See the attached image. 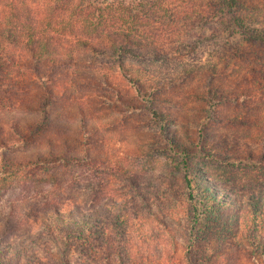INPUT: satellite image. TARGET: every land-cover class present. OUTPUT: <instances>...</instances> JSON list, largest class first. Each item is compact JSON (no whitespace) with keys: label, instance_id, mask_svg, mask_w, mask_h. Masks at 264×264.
Instances as JSON below:
<instances>
[{"label":"rangeland","instance_id":"rangeland-1","mask_svg":"<svg viewBox=\"0 0 264 264\" xmlns=\"http://www.w3.org/2000/svg\"><path fill=\"white\" fill-rule=\"evenodd\" d=\"M12 1L0 3L7 29L60 49L42 66L52 83L0 113V169H19L0 176V264H264V229L241 216L264 188V48L232 56L229 32L182 5V21L158 34L162 52L142 39L121 70L107 42H93L96 55L49 23L52 0H25L16 19ZM5 53L30 63L18 46ZM52 159L50 171L17 165Z\"/></svg>","mask_w":264,"mask_h":264},{"label":"trees","instance_id":"trees-1","mask_svg":"<svg viewBox=\"0 0 264 264\" xmlns=\"http://www.w3.org/2000/svg\"><path fill=\"white\" fill-rule=\"evenodd\" d=\"M3 1L6 0H0V3H3ZM15 1H17V5L12 1L8 11L11 17L16 19L18 16L13 12L18 10L19 6H24L25 0ZM181 1L182 3L172 6L169 0H52V5L49 7L50 17L47 18L49 23L57 21L65 25L63 30L66 28L65 31L68 34L76 37H74L77 43L75 45L89 48L96 55L101 54L102 51L97 49L93 42H107L112 56L118 60L119 69L121 70H124L123 58L128 55L133 56L132 54L136 50L134 47L140 46L142 39H149L150 42L155 43V48L162 52V49L157 44L159 39H161V35L158 34H161L163 30L169 31L176 28L177 21H182L179 18L180 14L174 13L182 5L188 6V9H186L188 12L183 14L185 17L195 15L204 23L214 19L215 25L229 32L233 38L232 52H230L232 56L241 57L246 51L243 49L244 45H257L264 48V12L259 9L261 5H256L253 0ZM170 12H173V14L168 16ZM67 14H69L67 17H63ZM165 16H168L167 20ZM6 24L8 23L0 21V113L13 112L26 106L28 103L25 101L26 96L22 95V92L28 93L31 87L48 86L52 83L50 80L53 79L48 74L53 69H43L42 66L46 62L58 63L53 60L55 58L52 55L60 49V39L47 35H38L33 32L25 40H22L18 34L13 33L11 29H7L8 26ZM75 26L80 28L79 34H75ZM167 35L166 40H169L172 36ZM6 45L20 47L28 55L30 63L18 62L14 57L6 54ZM209 69L215 70L216 67L212 64ZM134 88L138 93L141 92L138 84L136 85L135 83ZM211 95L212 92L211 94L209 93L208 101L212 100L213 97ZM49 104L48 100H44L42 103L43 112L49 107ZM28 110H32L31 107H28ZM46 120L51 124V118L48 115H46ZM36 125L29 129L28 133L30 135L34 134ZM17 136L23 139L19 133ZM4 149L8 150V148ZM55 159H52L53 161L39 160L32 163L25 160L24 163L17 165L23 168L32 165V167H37L38 170L50 171L58 162L54 161ZM59 160L62 164L64 162L65 165L69 166L78 161L66 157H62ZM22 164H25V166H22ZM10 167V164L4 163L0 169V176H7L19 170L14 169L11 171ZM18 172L16 171V173ZM202 180L210 191L213 188L216 189L209 180ZM187 182L191 188V180L187 179ZM59 194L70 203H78V200L73 201L75 200L73 198L76 197L70 196L63 191H59ZM234 194L236 196L239 195L237 193ZM217 200L216 196H212L209 202L217 203ZM222 202L225 201L223 200ZM247 207L248 209L241 213L242 222L245 223L244 226L253 229H264L263 187L251 193L247 201ZM53 219L56 222H63L59 212L55 213ZM78 236L80 234L76 238Z\"/></svg>","mask_w":264,"mask_h":264}]
</instances>
